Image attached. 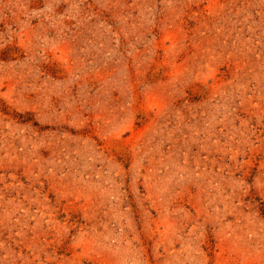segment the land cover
I'll return each mask as SVG.
<instances>
[{"label":"rangeland","instance_id":"rangeland-1","mask_svg":"<svg viewBox=\"0 0 264 264\" xmlns=\"http://www.w3.org/2000/svg\"><path fill=\"white\" fill-rule=\"evenodd\" d=\"M0 264H264V0H0Z\"/></svg>","mask_w":264,"mask_h":264}]
</instances>
